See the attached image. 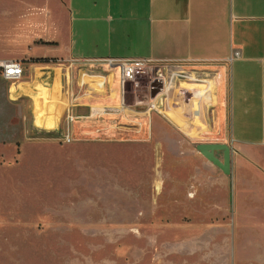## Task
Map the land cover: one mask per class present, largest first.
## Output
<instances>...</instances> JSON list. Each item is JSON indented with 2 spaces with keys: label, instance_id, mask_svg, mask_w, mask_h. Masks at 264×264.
Returning <instances> with one entry per match:
<instances>
[{
  "label": "crops",
  "instance_id": "0c3cea01",
  "mask_svg": "<svg viewBox=\"0 0 264 264\" xmlns=\"http://www.w3.org/2000/svg\"><path fill=\"white\" fill-rule=\"evenodd\" d=\"M0 45V61L19 59L26 69L17 95L36 97L40 84L53 94L59 78L71 104L64 114L80 123L140 117L143 129L157 116V132L175 130L181 144L229 145V174L199 151L191 154L201 159L166 166L189 170L181 184L187 182L192 197L181 206L200 225L257 232L252 239L263 243L264 0H0ZM107 58L188 62L205 77L195 85L212 83L214 91L192 98L191 88H200L183 87L193 84L185 81L158 100V111L135 103L123 108L120 72ZM76 65L83 70L73 81ZM214 155L223 161L222 150Z\"/></svg>",
  "mask_w": 264,
  "mask_h": 264
},
{
  "label": "rangeland",
  "instance_id": "374dc122",
  "mask_svg": "<svg viewBox=\"0 0 264 264\" xmlns=\"http://www.w3.org/2000/svg\"><path fill=\"white\" fill-rule=\"evenodd\" d=\"M186 68L195 75L182 86L212 95L213 84L195 85L205 77ZM23 72L16 80L0 73V264H264L257 232H216L181 206L192 197L181 184L189 170L166 165L201 159L195 144L157 132V116L143 129L140 117L80 123L64 114L71 104L59 78L53 94L40 84L36 97L17 95ZM150 80L127 82L126 104L149 97Z\"/></svg>",
  "mask_w": 264,
  "mask_h": 264
},
{
  "label": "built area",
  "instance_id": "2783aa9c",
  "mask_svg": "<svg viewBox=\"0 0 264 264\" xmlns=\"http://www.w3.org/2000/svg\"><path fill=\"white\" fill-rule=\"evenodd\" d=\"M237 54L238 52H235L234 55L236 56ZM232 58L233 56L229 60H232ZM105 62L109 68L118 69L120 72L123 108H128L129 106L125 102V85L129 81L135 82L138 74H146L150 76L151 79L149 97L145 100H136L135 102L136 106L144 108L143 110L146 112L150 110L158 111L159 99L166 98L170 95V92L173 89L178 87V85H181L185 81H193L194 78V76H191L186 68L187 65L190 64L188 62L164 61L145 58H107ZM0 71L2 76L8 80L19 79L24 74L23 64L19 59L0 61ZM200 95L203 96V93L191 88L190 96L192 98L196 99V97Z\"/></svg>",
  "mask_w": 264,
  "mask_h": 264
},
{
  "label": "water",
  "instance_id": "95a60500",
  "mask_svg": "<svg viewBox=\"0 0 264 264\" xmlns=\"http://www.w3.org/2000/svg\"><path fill=\"white\" fill-rule=\"evenodd\" d=\"M196 148L204 157L214 163L224 173H230L231 149L229 145L225 143H199ZM220 150L223 151V161H220L219 158L214 155L215 151Z\"/></svg>",
  "mask_w": 264,
  "mask_h": 264
}]
</instances>
